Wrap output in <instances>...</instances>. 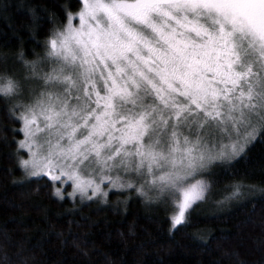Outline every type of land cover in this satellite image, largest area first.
<instances>
[{
  "label": "snow or ice",
  "instance_id": "obj_1",
  "mask_svg": "<svg viewBox=\"0 0 264 264\" xmlns=\"http://www.w3.org/2000/svg\"><path fill=\"white\" fill-rule=\"evenodd\" d=\"M79 2L44 57L20 54L22 77L0 72L17 154L27 152L19 166L60 198L58 182L88 200L109 194L105 182L135 187L172 206L174 229L209 189L195 177L264 129V0Z\"/></svg>",
  "mask_w": 264,
  "mask_h": 264
},
{
  "label": "trees",
  "instance_id": "obj_2",
  "mask_svg": "<svg viewBox=\"0 0 264 264\" xmlns=\"http://www.w3.org/2000/svg\"><path fill=\"white\" fill-rule=\"evenodd\" d=\"M79 7V0H0V72L22 77L20 54L44 57L53 28ZM19 128L0 102V264H264V129L234 160L202 174L205 200L173 229L170 204L132 190L108 194L105 205L58 197L47 177L20 168L27 152L17 154ZM235 181L241 192L229 198Z\"/></svg>",
  "mask_w": 264,
  "mask_h": 264
},
{
  "label": "rangeland",
  "instance_id": "obj_3",
  "mask_svg": "<svg viewBox=\"0 0 264 264\" xmlns=\"http://www.w3.org/2000/svg\"><path fill=\"white\" fill-rule=\"evenodd\" d=\"M79 11V10H78ZM77 11V12H78ZM75 13V12H74ZM67 22V21H66ZM74 24H76V25H79V19H78V17H76V18H74ZM22 138H23V135H22ZM25 151V150H24ZM26 152V151H25ZM26 158H27V156H26ZM83 175L85 176V178H88V176H89V173L87 172V171H85L84 173H83ZM113 175H115V173H113ZM96 179H97V181H98V177H96ZM126 179V178H125ZM195 179H204V177L202 176V174L199 176V175H197L196 177H195ZM137 183H139V181H137ZM57 187H61V190H62V194H63V196L64 195H66V196H68V198L72 201V202H77V200L78 201H80V202H82V201H88V199L87 198H83L82 196H81V194L79 193V192H76L74 195H69V193H71L72 191H73V189H72V185H71V182H68V183H66L65 185H63V186H61L60 184H59V182L57 183V185H56ZM102 187L103 188H105L107 191H108V193L109 194H112V196L113 195H115V196H119V195H121L120 193H122V192H124V191H127L128 192V190H132V191H134L135 193H136V191H135V187H133L132 189H121V188H108V184H107V182H105L103 185H102ZM66 188H68L67 190H66ZM69 190V191H68ZM65 193H64V192ZM136 194H138V193H136ZM91 195V190H89V196ZM108 196V195H107ZM105 197V196H103V195H99L98 197H93L91 200H94L95 201V199L96 200H98L99 201V203L100 204H103V205H105V204H107V201L109 200V197ZM205 200V199H204ZM152 203H158V202H152ZM172 211H173V208H172ZM171 214H172V212H171Z\"/></svg>",
  "mask_w": 264,
  "mask_h": 264
}]
</instances>
